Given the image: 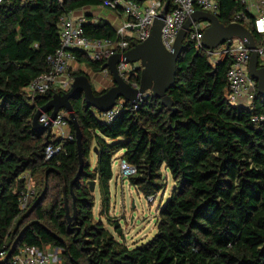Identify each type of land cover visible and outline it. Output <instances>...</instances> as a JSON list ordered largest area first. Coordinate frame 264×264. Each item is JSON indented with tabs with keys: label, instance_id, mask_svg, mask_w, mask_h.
<instances>
[{
	"label": "trees",
	"instance_id": "obj_1",
	"mask_svg": "<svg viewBox=\"0 0 264 264\" xmlns=\"http://www.w3.org/2000/svg\"><path fill=\"white\" fill-rule=\"evenodd\" d=\"M217 2L223 25L244 11L239 0ZM95 6L99 0L0 2V251L6 253L0 264H11L22 246L56 249L59 264H264V98L256 91L250 108L231 105L226 80L231 60L213 63L205 50L195 51L187 41L176 63L174 86L166 92L172 110L152 97L136 108L120 100L119 113L104 122L82 98L70 101L82 134L83 161L79 180L70 188L79 169L73 127L69 123L70 141L35 131V112L55 92L30 97L25 89L48 71L46 58L59 48V17ZM248 27L256 44L260 36ZM82 30L92 40L115 38L109 23L91 16H85ZM71 53L85 70H105L104 62ZM73 72L72 77L85 75ZM133 79L139 84V73ZM48 145L62 150L45 160ZM119 151L136 169L129 184L146 199L165 189L162 168L173 182L159 207L155 235L134 248L117 241L92 215L88 182L97 180L105 214L111 160ZM38 175L39 189L34 187L31 201L20 209L27 177L35 184ZM50 192L55 196L45 207ZM65 202L70 216L76 211L71 223ZM113 227L121 238L118 224Z\"/></svg>",
	"mask_w": 264,
	"mask_h": 264
},
{
	"label": "built area",
	"instance_id": "obj_2",
	"mask_svg": "<svg viewBox=\"0 0 264 264\" xmlns=\"http://www.w3.org/2000/svg\"><path fill=\"white\" fill-rule=\"evenodd\" d=\"M99 1L101 7L123 18V22L115 29V38L112 40L89 39L82 30V25L85 23L84 16L74 17L72 12L61 15L57 24L60 37L59 48L46 58L48 71L27 85L25 92L30 97L56 91L57 89L65 92L70 89L74 78L71 76V64L76 62L71 51L82 52L87 59L93 62L105 63L110 56L123 54L132 45L145 41L149 36L154 20L161 14L165 5L162 0H149L143 4L130 0ZM239 3L243 5L244 11L235 13L229 24H240L246 28L251 26L255 33L263 38L261 44L256 46L255 53L258 62L261 61L262 63L260 67L264 68V0H239ZM195 11L218 16L219 5L217 0H172V8L169 7L168 13L164 16L161 30V43L166 51L172 50L179 30ZM207 26L208 23L206 22L194 23L186 34L185 39L193 46L195 51L204 50L201 40ZM250 53L247 46L238 39L231 40L228 47L222 45L212 53L207 52L208 57L213 59V63L218 62L222 57L231 60L230 68L226 74L228 84L227 100L231 105L244 108L252 106L257 88L256 82L250 78L248 73ZM130 71L133 74L139 72V63L135 64L131 70H128V64L119 63L117 65L119 76L132 88L137 89L138 84L126 81L125 76L129 75ZM121 102L123 100L119 103ZM137 105L133 108H136ZM120 109L121 106L117 103L109 112L99 113L97 111V117L100 121L110 122L119 113ZM48 120L49 117L43 114L39 119V123H46ZM68 120L67 113L64 111L59 112L55 120L51 122V129L54 128L58 131V138L70 141L72 140L70 134H65L63 131L69 127ZM61 150V146L48 145L44 153L45 160L51 159ZM119 167L121 176L131 177L136 174L135 167L127 164L123 159L120 160ZM26 186V190L20 192V209H23L34 195V190L28 188V182ZM147 200L151 202L153 198L150 197ZM5 257V251H0V260ZM48 260L49 257L46 253L42 254L37 248L22 246L17 254L12 256L11 264H48Z\"/></svg>",
	"mask_w": 264,
	"mask_h": 264
},
{
	"label": "water",
	"instance_id": "obj_3",
	"mask_svg": "<svg viewBox=\"0 0 264 264\" xmlns=\"http://www.w3.org/2000/svg\"><path fill=\"white\" fill-rule=\"evenodd\" d=\"M170 0L165 2L161 14L154 20L148 38L140 44H134L123 54H114L104 63V69L111 76V87L103 94L97 96L90 84L87 75L75 76L70 89L64 93H55L50 100L39 110L32 118V128L40 133H51V122L55 120L59 112L67 113L69 123L72 125L77 147L79 169L73 180L70 182V188L79 180L82 172V143L81 130L73 113L71 100L82 98L88 108H93L99 113L111 111L117 104L118 99L128 103L132 108L141 100L152 97L160 100L162 106L167 110H172V101L166 92L174 86L176 63L182 52L186 49L183 44L187 32L194 23L206 22L208 26L202 34L203 49L212 53L218 47L225 45L228 47L231 40L238 39L242 41L250 50L248 63V73L250 78L256 82L257 94L264 98V68L258 66V59L255 53L256 44L253 34L240 24L223 25L217 16L212 14L195 11L183 24L179 30L174 46L171 51H166L161 43V30L163 27V18L169 11ZM119 63L140 65V75L138 88H132L126 83L117 72ZM43 114H49V120L46 123H39ZM92 152L96 154L97 150L93 147ZM90 193L94 192L95 181L88 182ZM63 195L65 190L63 189ZM66 219L71 223L76 218L74 209L70 216L66 202Z\"/></svg>",
	"mask_w": 264,
	"mask_h": 264
},
{
	"label": "rangeland",
	"instance_id": "obj_4",
	"mask_svg": "<svg viewBox=\"0 0 264 264\" xmlns=\"http://www.w3.org/2000/svg\"><path fill=\"white\" fill-rule=\"evenodd\" d=\"M262 39L263 38L260 37L259 40L256 41L257 46L261 44ZM185 41L187 40L185 39L184 42ZM211 62H213V59H211ZM134 65L135 64H128V70H131ZM261 65L262 63L259 61L258 66L260 67ZM79 69L80 67L73 70L74 72H84L83 70H85V68L83 70ZM138 73L140 75V71ZM138 73L133 74L130 71V74L125 76L126 81L130 83L134 80L133 78L137 76ZM110 77L111 76L108 74V72L105 71L103 74L99 73V75H92L89 78V81L94 91H96V93H100L101 91L108 89V87L112 84L109 82V80H111ZM54 92L64 93L65 91L57 89ZM119 101L120 99H118V102ZM50 134L51 139L54 140L58 138L59 133L56 129L52 128ZM94 144V142L91 143V150L89 154L92 168L95 167L97 162V158L92 152ZM122 155L123 151H119L114 154L111 160L112 178L108 183L110 198L108 202V211L105 214L102 207L99 186L97 180H95L94 192L91 193L94 196L92 215L95 220H100L102 222L104 228L108 230L117 241H120L127 247L134 248L147 243L155 235L159 216V207L167 200L173 187V182L169 174L162 168L161 175L163 178H165V189L158 193L156 198L149 202L129 184V177L120 175L119 164L120 160L122 159ZM40 179V175L34 177L35 184H33V181H31L30 177H28V188L34 190L35 187L37 192V189H39L38 182H40ZM54 196L55 192H50L48 198L45 200V207L49 206ZM30 201L31 199L29 202ZM115 223L118 224L122 232L121 238L115 233V228L113 227ZM40 252L42 254L46 253L47 257H49L48 264L60 263V251L51 247H47L43 251L40 250Z\"/></svg>",
	"mask_w": 264,
	"mask_h": 264
},
{
	"label": "crops",
	"instance_id": "obj_5",
	"mask_svg": "<svg viewBox=\"0 0 264 264\" xmlns=\"http://www.w3.org/2000/svg\"><path fill=\"white\" fill-rule=\"evenodd\" d=\"M74 17H79V16H91L93 18V20H104L107 23H109L113 29H116L117 27L120 26V24L123 22V18L117 14H114V12L109 11L106 8H103L101 6H95V7H84L79 11H75L73 12ZM72 70L80 67L79 70H83L84 67L83 66H78L76 63H72ZM84 73L88 76V78H90L92 75H99V74H94L91 71L87 70H83ZM105 73V70L103 72H101L100 74ZM109 82H112L111 80H109ZM64 133H69V129L63 130Z\"/></svg>",
	"mask_w": 264,
	"mask_h": 264
},
{
	"label": "flooded vegetation",
	"instance_id": "obj_6",
	"mask_svg": "<svg viewBox=\"0 0 264 264\" xmlns=\"http://www.w3.org/2000/svg\"><path fill=\"white\" fill-rule=\"evenodd\" d=\"M111 86L108 87V89L110 88ZM106 90V89H105Z\"/></svg>",
	"mask_w": 264,
	"mask_h": 264
}]
</instances>
